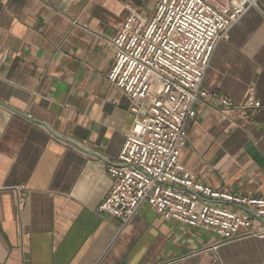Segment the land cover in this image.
Masks as SVG:
<instances>
[{"label":"crops","instance_id":"obj_1","mask_svg":"<svg viewBox=\"0 0 264 264\" xmlns=\"http://www.w3.org/2000/svg\"><path fill=\"white\" fill-rule=\"evenodd\" d=\"M156 1L0 0V264H264V235L222 244L146 205L123 227L97 213L133 122L106 79L110 41L128 6L149 16ZM202 88L236 106L253 90L261 107L198 102L183 166L205 187L264 197V0L218 43Z\"/></svg>","mask_w":264,"mask_h":264},{"label":"built area","instance_id":"obj_2","mask_svg":"<svg viewBox=\"0 0 264 264\" xmlns=\"http://www.w3.org/2000/svg\"><path fill=\"white\" fill-rule=\"evenodd\" d=\"M258 0H157L145 16L128 15L110 44L107 81L129 102L133 116L118 164L107 174L112 186L97 213L125 226L146 205L166 220L215 234L224 244L245 235H264V197L222 193L196 181L181 162L186 124L198 102L222 115L260 109L250 90L244 106L202 88L218 43ZM25 200L19 198L18 206ZM234 208H232V207Z\"/></svg>","mask_w":264,"mask_h":264},{"label":"rangeland","instance_id":"obj_3","mask_svg":"<svg viewBox=\"0 0 264 264\" xmlns=\"http://www.w3.org/2000/svg\"><path fill=\"white\" fill-rule=\"evenodd\" d=\"M150 1V0H149ZM150 3V2H149ZM152 4L151 5H149V12H151V9H152ZM141 8H144V7H141Z\"/></svg>","mask_w":264,"mask_h":264}]
</instances>
